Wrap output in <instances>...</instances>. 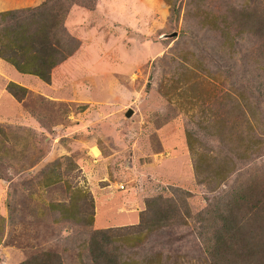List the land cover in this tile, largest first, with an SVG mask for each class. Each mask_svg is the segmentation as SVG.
Returning <instances> with one entry per match:
<instances>
[{
	"label": "rangeland",
	"instance_id": "obj_1",
	"mask_svg": "<svg viewBox=\"0 0 264 264\" xmlns=\"http://www.w3.org/2000/svg\"><path fill=\"white\" fill-rule=\"evenodd\" d=\"M259 1L113 0L112 14L0 0L24 19L70 6L78 43L48 84L6 73L0 86V264H264L259 248L212 250L264 243V21L226 11ZM158 198L180 219L134 248L90 245Z\"/></svg>",
	"mask_w": 264,
	"mask_h": 264
},
{
	"label": "trees",
	"instance_id": "obj_2",
	"mask_svg": "<svg viewBox=\"0 0 264 264\" xmlns=\"http://www.w3.org/2000/svg\"><path fill=\"white\" fill-rule=\"evenodd\" d=\"M261 1V2H260ZM249 11L243 12L242 7L235 9L228 7L227 14L233 15L232 24H234L240 15H249L254 20L264 21V0H260ZM263 3V4H262ZM45 5V3H43ZM246 4V2H245ZM70 7V6H69ZM68 8L62 9L43 7L45 13L37 12L36 8L29 10V15L24 19L18 11H7L0 14V19H7L8 23L14 21L12 25L0 29V58L9 64L17 73L27 74L38 78L41 82L48 84L50 82V72L71 54V48L76 49L78 43L70 37L64 28V18ZM87 9L89 6H85ZM55 10L61 12L55 13ZM221 18H227L221 16ZM7 25V24H6ZM264 23H261L260 31ZM5 90L15 100L19 101L25 95V88L12 82L6 84ZM250 111V117L255 115L252 107L247 106ZM248 131L251 133V126L248 123ZM256 138L249 134L247 142L249 145L256 143ZM161 201V202H158ZM182 205V204H181ZM63 207V206H52ZM64 208V207H63ZM64 211H68L65 209ZM180 219L178 215V206L174 201L158 198L150 199L145 203V209L140 212L138 223L123 228H108L95 230L90 237V245L105 246L111 242H118L119 246L134 248L135 245H141L146 242L148 237L160 229L171 224L172 220ZM130 231V233H126ZM259 248L264 252V243L259 246L249 244H226L216 242L212 250L219 251H255Z\"/></svg>",
	"mask_w": 264,
	"mask_h": 264
},
{
	"label": "crops",
	"instance_id": "obj_3",
	"mask_svg": "<svg viewBox=\"0 0 264 264\" xmlns=\"http://www.w3.org/2000/svg\"><path fill=\"white\" fill-rule=\"evenodd\" d=\"M102 2H103V6H100V2H98L97 5L93 7V9H94L93 11H95L96 7L98 6V7L102 8L103 10H109L110 13L113 14V13H115L117 11V9H118L119 6H122V4L113 2V0L112 1H110V0H102ZM70 9H73V8H70ZM74 9H77L78 11H80L81 13H83V15L85 13V11L83 10V8L81 9L80 7L79 8L76 7ZM10 67H11L10 65L8 66L7 63H5L3 60L0 59V86H1V84H2L3 81H6V79H4V78H6V75H5L6 73H12L13 76L14 75L20 76L19 73H17L12 67L11 68ZM140 211L141 210H139L138 213ZM136 217L133 216V215L131 216L132 221H133L134 224H137V222H138V219ZM118 220L120 221V219H118Z\"/></svg>",
	"mask_w": 264,
	"mask_h": 264
},
{
	"label": "water",
	"instance_id": "obj_4",
	"mask_svg": "<svg viewBox=\"0 0 264 264\" xmlns=\"http://www.w3.org/2000/svg\"><path fill=\"white\" fill-rule=\"evenodd\" d=\"M130 115H131V111H130V110H127V111L124 113V116H125L126 118H128Z\"/></svg>",
	"mask_w": 264,
	"mask_h": 264
}]
</instances>
